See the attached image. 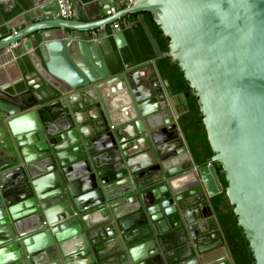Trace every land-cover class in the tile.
Returning a JSON list of instances; mask_svg holds the SVG:
<instances>
[{"label": "water", "instance_id": "1", "mask_svg": "<svg viewBox=\"0 0 264 264\" xmlns=\"http://www.w3.org/2000/svg\"><path fill=\"white\" fill-rule=\"evenodd\" d=\"M29 2L0 23L41 19L0 38V264H235L212 202L223 192L214 163L264 264V0H93L114 13L92 21L77 6L58 16V0ZM134 13L156 57L177 63L198 96L214 151L206 165L155 60L154 72L126 62ZM23 51L22 77L4 84V59ZM24 72L38 78L34 91L20 85ZM86 108L99 111L94 131Z\"/></svg>", "mask_w": 264, "mask_h": 264}, {"label": "trees", "instance_id": "2", "mask_svg": "<svg viewBox=\"0 0 264 264\" xmlns=\"http://www.w3.org/2000/svg\"><path fill=\"white\" fill-rule=\"evenodd\" d=\"M89 2L92 0H81ZM127 3L124 4V7ZM139 13L130 14L127 19L131 26L125 28L126 36L130 42L127 47L129 56L134 63L142 64L148 60H155L157 68L164 79H167L176 94L185 96V112L179 121L183 134L187 140L195 161L200 165H206L211 161L214 151L208 140V134L203 122V114L200 110L198 96L194 93L189 81L185 77L181 67L171 61L170 57L157 58L151 43L143 30L138 19ZM150 29L164 53L169 51L170 38L163 33L160 25L154 20L150 12H143ZM120 26H124L123 20H118ZM110 33V28L107 27ZM142 48L145 52L142 51ZM137 64V63H136ZM219 178L223 185V192L213 197L212 202L218 214L224 237L227 241L230 253L235 264H255L254 254L249 246V241L243 228L238 223V216L234 213L233 205L230 204L225 189L228 186L225 174L222 173L220 163H214Z\"/></svg>", "mask_w": 264, "mask_h": 264}, {"label": "crops", "instance_id": "3", "mask_svg": "<svg viewBox=\"0 0 264 264\" xmlns=\"http://www.w3.org/2000/svg\"><path fill=\"white\" fill-rule=\"evenodd\" d=\"M30 0H0V23L3 22L2 19L6 20H10L11 18L14 17V15H16L17 13H19L21 11L20 9V3H27L30 4L29 2ZM93 1V0H92ZM126 0H124L125 2ZM90 2V3H89ZM89 2H83L81 0H77V4L75 5V7H78V11H79V19L82 21H92V20H96V19H100L106 16V12L103 11L102 9L100 10H96V5L93 4V2L89 1ZM118 9V8H117ZM2 18V19H1ZM37 22V21H41V19H35V20H31V21H25L23 20V22H21V24L19 26H14L13 28L10 27H6L3 26L0 28V38H4L7 37L8 35H10L15 29H22L24 27H27L28 25H30L32 22ZM122 28H124V26H120ZM110 30L113 29L112 24L109 26ZM126 35V33H125ZM127 38V36H126ZM128 40V38H127ZM129 42V40H128ZM130 45V42H129ZM142 51H144V49L142 48ZM28 52H21L18 54L17 57L15 58H5L4 59V63H6L7 65V75H2V81L3 83H9V82H14L16 80H20L21 77L19 76V73L17 71L18 67H16V60L18 59V57L23 58L25 60H27L29 57L27 55ZM9 60H11L9 62ZM133 59L131 58H126V62L129 63L131 62ZM137 63V64H136ZM134 63L135 65H139L138 62ZM153 63V60H148L145 61L144 63H142L143 65H146L148 68V70L150 72H154V68L150 67ZM141 65V64H140ZM23 75H26L28 77V79H24L21 82V86L23 87L24 85H26V82L32 84V86L30 87V89L32 91H34L33 86L35 87L38 78L35 77L34 74H27V72H24ZM8 76V78L6 77ZM176 94V93H175ZM83 99V98H82ZM87 99L85 98L82 103L85 106H87L86 104ZM176 101L178 104V108L180 111L185 109V100L184 98L181 96V94H176ZM176 103V102H175ZM125 105L124 103L119 104L120 110H122L124 108ZM87 110L83 109L81 111V114L83 115V118L86 120V128H88V130L94 131V123L95 120L91 118V112H95L97 115L99 114V111L97 108H91V110H89L88 108H86ZM89 111V112H88ZM95 214V213H94ZM93 215V214H92ZM94 220L99 221V220H103V216L99 213H96L94 218ZM185 247V243L184 242H178L177 245H175L173 247L172 250H175L176 252H182V249Z\"/></svg>", "mask_w": 264, "mask_h": 264}, {"label": "built area", "instance_id": "4", "mask_svg": "<svg viewBox=\"0 0 264 264\" xmlns=\"http://www.w3.org/2000/svg\"><path fill=\"white\" fill-rule=\"evenodd\" d=\"M132 0H126L125 3H130ZM59 4V12L58 16H61L66 19H72L76 15V10H75V3L74 0H58ZM106 13L112 14L114 13V10L107 11ZM113 29H118L120 27L118 21L114 22L112 24ZM17 45V44H15Z\"/></svg>", "mask_w": 264, "mask_h": 264}, {"label": "flooded vegetation", "instance_id": "5", "mask_svg": "<svg viewBox=\"0 0 264 264\" xmlns=\"http://www.w3.org/2000/svg\"><path fill=\"white\" fill-rule=\"evenodd\" d=\"M182 111H184V112H185V109H184V110H182ZM182 111H180V112H182Z\"/></svg>", "mask_w": 264, "mask_h": 264}]
</instances>
